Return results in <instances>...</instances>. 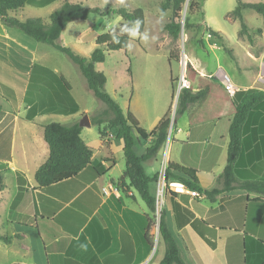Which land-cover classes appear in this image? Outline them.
Segmentation results:
<instances>
[{"label":"crops","instance_id":"crops-1","mask_svg":"<svg viewBox=\"0 0 264 264\" xmlns=\"http://www.w3.org/2000/svg\"><path fill=\"white\" fill-rule=\"evenodd\" d=\"M56 1L32 7L43 8ZM20 11L9 16L18 18ZM38 45L21 30L6 26L0 17V136L8 134L11 141L10 155L0 157V162L7 164L6 170L11 167L14 171V192L6 207L3 206V181L0 187V209L7 211L4 222L10 226L9 233L0 235L19 236L9 244L0 242L14 246L19 256L14 264H152L149 238L152 212L144 202L143 206L134 189L129 195L122 186L115 195L102 193L108 185L118 186L117 181L125 171L122 169L117 177L112 174L119 165L114 151L110 150L114 140L101 138V144H107L108 150L107 155L99 151L97 161L96 149L88 143L93 141L89 137L92 125L84 127L82 139L93 151L90 166L103 164L107 173L93 178V172L87 169L78 178L45 188L38 186L35 174L49 158L44 127L53 122L67 125L78 122L77 112L72 113L70 105L62 106L55 99L52 103L47 95L44 103H26L32 67L41 59L51 61L49 53H43ZM43 62L39 65L60 74L58 67ZM197 72L202 74L200 70ZM213 76L223 84L217 74ZM48 92L52 94L50 88ZM70 94L74 97L72 87ZM197 107L196 104L188 110L189 120ZM60 110L64 112L60 114ZM47 117L56 121L44 123ZM229 126V121H220L193 129L181 127L172 139L169 129L161 166L174 163L195 170L203 192L221 188L219 177L228 161ZM85 129H88L86 133ZM118 143L116 148L122 150L123 142L118 140ZM237 168L240 177L235 187L215 196L214 200H209L204 193L196 198L189 195L185 205L180 195L176 199L168 196L166 220L188 264H264V193L242 187L254 182L264 185V103L251 113ZM18 173L26 180L24 185L18 181ZM174 203L180 204L190 218V223L181 230L176 225ZM205 238L214 242L215 248ZM164 253L165 250L156 264Z\"/></svg>","mask_w":264,"mask_h":264},{"label":"rangeland","instance_id":"rangeland-1","mask_svg":"<svg viewBox=\"0 0 264 264\" xmlns=\"http://www.w3.org/2000/svg\"><path fill=\"white\" fill-rule=\"evenodd\" d=\"M40 1L48 2L51 0ZM64 1L57 0L43 8H35L28 5L23 11L18 13V19L39 18L49 22L50 15ZM67 1L82 3L85 7L90 8L99 7L106 9L110 7L112 9L124 8L126 10L140 8L144 11V32L136 37H131L132 39L126 52L122 50L106 51V61L97 64L96 69L106 75L107 83L104 87V92L119 104L124 114L129 111L137 119L140 126L148 132L158 125L165 113H168L171 118L170 130H172V136L170 139L173 138L177 129L181 127L190 128L188 111L179 116L175 124V112L178 106L179 94L182 90L180 89L181 77L184 76L185 79L186 69L189 64L193 69L200 70L205 75L213 76L217 74L221 79L226 76L233 87L264 89V19L258 13L246 10L244 12V21L249 27V34L253 39V43L250 42L247 36L242 37L240 35L241 22L229 16L237 7V0H184L179 20L182 29L178 40H174L165 31L164 27L172 17V9L163 12L161 10L163 0ZM242 1L245 3H264V0ZM122 22L123 19L118 15H92L87 21H73L63 31L59 43L70 47L82 57L89 58L97 47L96 38ZM186 24L190 28H186ZM211 30L219 32L223 36L224 45L220 42H215L210 34ZM144 36H147V39H144ZM31 39L39 44V49L43 53L47 52L51 56L49 58L51 61L44 60L43 62L41 59V62L37 65L43 62L51 65V67H58L60 74L57 76L61 77L63 75L71 85L72 94L79 105L76 121L80 123L85 116H88L90 120L98 113L106 110V105L88 89L80 69L66 54L50 45L39 43L33 38ZM225 47L232 50V56L224 49ZM171 54L178 59H172ZM172 80L174 81L173 84ZM233 89L240 91L237 88ZM173 94L174 97H172ZM50 121L56 120L47 117L44 123H49ZM102 128L104 130L103 137L100 136L97 126L89 128V137L93 138V141L88 140V143L92 145L93 149H96L98 156L96 160L99 161V155H107L108 150V145L101 144V140L106 138L111 141L114 140L113 147L111 146L110 150L114 151V157L119 164L112 173L117 177L120 175V171L125 168L124 153L123 150L116 148L119 143L116 135L109 129V125L106 123ZM20 129L19 132H21ZM87 130L85 129V133ZM41 135L43 140L42 131ZM133 135L134 137L136 136L134 132ZM0 140L3 142L0 148L4 149V151L0 152V157L6 155L8 157L10 155L8 150L11 144L10 135L3 134L0 136ZM148 145V142L138 143L136 152L141 154ZM19 147L20 144L17 140L16 155L19 153ZM99 151L101 154H99ZM165 151L166 147L161 149L155 159L144 163L148 175L156 178L155 182L150 184V188L156 196V200L158 199L157 211L152 213L150 222L151 235L149 238L153 252L152 264L158 262L165 250L159 233V217L162 210L166 212L168 196L173 191L171 185L165 179V170L167 168L165 163L161 166ZM19 160L22 161L21 159ZM158 170L159 172L156 173ZM1 176L4 182L5 200L3 206L6 207L14 192V171L10 167L9 170L1 172ZM106 178L108 177L106 176ZM175 182L180 183L178 181L171 183ZM117 185L118 188L122 186L125 193L129 195L131 189L124 185L120 179L117 181ZM137 196H139L138 193ZM141 202L144 206L142 200ZM6 213L7 211H4V208L0 209L1 234L10 232V226L4 222ZM17 258L19 256L14 251V246L9 247L0 242V264H14V260Z\"/></svg>","mask_w":264,"mask_h":264},{"label":"trees","instance_id":"trees-1","mask_svg":"<svg viewBox=\"0 0 264 264\" xmlns=\"http://www.w3.org/2000/svg\"><path fill=\"white\" fill-rule=\"evenodd\" d=\"M206 1V0H205ZM48 2L40 0H0V17L5 25L11 28L21 30L27 36L33 38L39 43L47 44L66 54L70 60L77 65L86 80L87 87L94 96L106 105V110L98 113L90 119L92 126H97L100 136L103 137L104 124L109 125V129L116 135L117 140L123 142V153L125 157V171L120 178L121 182L134 189L146 204L148 209L155 213L156 196L150 188V184L155 182V177H150L144 167V163L155 159L167 141L171 118L167 113L158 125L150 132L143 129L135 117L128 111L124 114L119 104L106 92L104 87L107 83L106 75L96 69L97 64L106 61V51H127L131 36L123 32L122 28L135 27L134 21L139 19V35L144 32L145 13L142 9L126 10L124 8L112 9L107 7H85L82 3H72L67 0L56 9L45 22L39 18H29L24 21L16 17L9 16L10 13H16L23 10L27 5L41 7ZM184 0H163L161 10L163 12L172 9V17L165 25V31L174 39L178 40L181 34V13ZM193 10V9H192ZM246 10L254 11L260 14L264 19V3H245L237 0V7L229 16L234 20L241 22L240 35L247 36L251 43L253 39L249 34V27L244 21V12ZM92 15L110 16L118 15L123 22L113 27L107 33L99 35L96 40V48L89 58H84L77 54L73 49L59 43V39L66 27L73 21H87ZM186 28H190L186 24ZM210 34L215 42L225 44L223 36L216 31L211 30ZM232 56V50L224 48ZM172 59H178L175 55ZM28 86L25 101L32 105L34 101L44 103V95L58 101L62 106L70 105V111L76 113L79 106L71 96V85L64 77H58L48 68L35 64L32 67L31 79ZM185 80L188 87L183 88L179 94L178 106L175 112V122L177 118L187 112L192 106L198 105L196 111L189 120L190 128H197L220 121H229L230 143L228 148L227 165L219 177L221 188L212 191H204L199 186L196 171L174 163H169L165 170V179L168 184L178 181L190 190L204 193L209 200H214L215 196L229 191L235 187L240 177L237 164L243 153L244 135L247 131V124L251 113L264 103V89L250 88L247 90L236 91L231 95L228 89L219 82L214 76L203 75L193 69L189 64ZM174 81L172 80V84ZM52 90L48 92V89ZM174 90V88H173ZM174 97V94L173 96ZM35 99V100H34ZM2 106L0 103V111ZM64 111L60 110L62 114ZM82 127L79 122L73 124L50 123L44 127V140L49 147L48 160L37 170L35 180L39 187H49L63 180L78 178L85 170L93 172V178H99L107 173L103 164L91 167L93 151L82 139ZM133 132L136 134L134 137ZM257 137V133H255ZM257 139V138H256ZM255 140V138L253 139ZM148 142L143 154L136 152L138 143ZM107 162V161H106ZM6 164L0 162V187L2 185L1 171L6 170ZM18 181L21 185L26 183L24 177L18 173ZM262 183H245L242 187L251 191L264 193ZM173 199L179 195L183 204H187L190 196L170 192ZM174 217L178 230L183 229L190 223V218L183 213L182 206L174 203ZM159 233L165 246V253L159 264H188L183 256L181 248L170 230L166 212L162 210L159 217ZM16 236H1L0 240L6 244L12 242ZM207 244L215 248V243L205 238ZM149 242V239H148Z\"/></svg>","mask_w":264,"mask_h":264},{"label":"built area","instance_id":"built-area-1","mask_svg":"<svg viewBox=\"0 0 264 264\" xmlns=\"http://www.w3.org/2000/svg\"><path fill=\"white\" fill-rule=\"evenodd\" d=\"M181 81L182 82H181V85H180V89L187 88L188 87V83L184 79V76L181 77ZM222 81H223L224 86L230 92V94L231 95H235L236 91L233 89L234 87L230 83L229 79L226 76H223ZM169 185H171V189L173 191H175L176 193H178V194L187 193L188 195H190L193 198H196V197L200 196V193L198 191L190 190L186 186H184L182 183H176L175 182V183H171ZM117 191H118V187L117 186H113V185H109L108 188L106 187V188L102 189V193L104 195H108V196L110 194H114V195L117 194ZM157 203H158V199L156 200V207H157Z\"/></svg>","mask_w":264,"mask_h":264},{"label":"clouds","instance_id":"clouds-1","mask_svg":"<svg viewBox=\"0 0 264 264\" xmlns=\"http://www.w3.org/2000/svg\"><path fill=\"white\" fill-rule=\"evenodd\" d=\"M141 23V21L139 19L134 21L135 27L133 28H128L127 26L122 28L123 32H127L131 37H136L138 36L139 33V24ZM144 39H147V36L143 37Z\"/></svg>","mask_w":264,"mask_h":264},{"label":"water","instance_id":"water-1","mask_svg":"<svg viewBox=\"0 0 264 264\" xmlns=\"http://www.w3.org/2000/svg\"><path fill=\"white\" fill-rule=\"evenodd\" d=\"M80 127L84 128V127H90L91 126V122L88 118V116H85L84 119L79 123Z\"/></svg>","mask_w":264,"mask_h":264}]
</instances>
